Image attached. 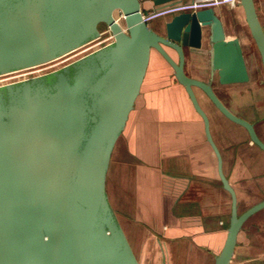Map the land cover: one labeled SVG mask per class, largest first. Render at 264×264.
I'll return each mask as SVG.
<instances>
[{"label": "water", "instance_id": "1", "mask_svg": "<svg viewBox=\"0 0 264 264\" xmlns=\"http://www.w3.org/2000/svg\"><path fill=\"white\" fill-rule=\"evenodd\" d=\"M149 1L160 7L181 0ZM143 2L0 0V75L77 50L102 35V24L113 33L110 42L60 66L0 84V264H140L109 199L106 180L153 51L172 67L201 117L219 178L231 196L226 237L214 264L231 263L243 224L264 208L263 197L238 211L209 115L195 92L201 89L264 150L254 123L233 112L213 85L216 75L222 84L250 80L240 38L227 37L214 5L173 12L159 32L145 20ZM238 3L264 70V28L255 1ZM205 28L207 80L185 70V47L201 48Z\"/></svg>", "mask_w": 264, "mask_h": 264}, {"label": "crops", "instance_id": "2", "mask_svg": "<svg viewBox=\"0 0 264 264\" xmlns=\"http://www.w3.org/2000/svg\"><path fill=\"white\" fill-rule=\"evenodd\" d=\"M254 1L264 28V0ZM143 4L151 6L149 0ZM226 35L238 36L243 45L240 35ZM202 47L185 49V70L208 79L201 76L210 73L206 53H199ZM201 56L200 67L196 64L203 63ZM235 84L243 83H220V88ZM214 89L233 109L215 85ZM195 92L199 98L197 88ZM220 114L216 124L215 115L208 113L211 132L240 201L239 194L250 186L245 177L255 174L254 161H248L249 150L254 149H238L236 123ZM177 175L183 176L182 181H176ZM106 187L140 264H214L226 237L231 196L219 178L203 121L169 65L148 66L135 107L113 149Z\"/></svg>", "mask_w": 264, "mask_h": 264}, {"label": "rangeland", "instance_id": "3", "mask_svg": "<svg viewBox=\"0 0 264 264\" xmlns=\"http://www.w3.org/2000/svg\"><path fill=\"white\" fill-rule=\"evenodd\" d=\"M215 6L220 17L223 20L226 34L240 35L244 40L243 45L245 48L247 64L250 72V80L244 82L243 84L226 85L223 86V89H221V86L217 82L215 76L213 85L216 86L217 90L222 92L228 104L240 115L252 120H258L260 128L258 129V132L262 137V132L264 136V70L260 54L254 40L251 37L249 27L245 20L244 10L238 3V0H219V2ZM166 18L167 17L165 16H159L149 22L159 32H163L164 30L162 26ZM100 29L104 32L107 29V26L102 24L100 26ZM102 35H107V32ZM203 43L204 46L199 53H206L207 64L205 63V67L208 68V28H205ZM84 48L85 47H81L58 59L40 64L36 67L0 75V84L17 78L41 73L60 66L63 63L82 55L85 52ZM202 60L203 63H200V60H198L196 65L201 67V65L204 64V59ZM150 65L159 67L163 65L167 66L168 64H166L163 58H161L155 51H153ZM201 76L207 78L208 74L207 72H205L204 74H201ZM197 93L199 95L198 99H200V102L206 112H210V114L215 115V123L218 124V121H220L223 116L201 89L197 88ZM236 125V128H233V130L235 134L238 135L237 138L239 139L240 144L238 149H254L249 150L250 153L248 161H254L255 174L254 176L245 177V181L249 182L250 186H247L248 188L246 187L244 191L239 194L240 201H238V211L242 212L264 197V152L259 150L260 148L255 146V144H249L248 141H250V139L247 135V132L243 127L241 128L238 126V124ZM251 156L254 158L252 159ZM258 171H261L260 174L258 173ZM182 178L183 176L177 175L176 181L178 180L180 182L182 181ZM174 181L175 180H173V184L175 183ZM171 184V182L168 183V185ZM231 264H264V208L256 212L249 220H247L243 224L238 236Z\"/></svg>", "mask_w": 264, "mask_h": 264}, {"label": "built area", "instance_id": "4", "mask_svg": "<svg viewBox=\"0 0 264 264\" xmlns=\"http://www.w3.org/2000/svg\"><path fill=\"white\" fill-rule=\"evenodd\" d=\"M219 2V0H181L180 2L176 4H168L165 6H160V7H152L150 6L149 8H144V18L147 22L151 21L152 19L159 17V16H165L169 15L173 12L180 11V10H188V9H197L200 7H206L209 5H216ZM122 13L117 12L116 18L119 20H122ZM107 35L103 36L101 35L99 38L94 40L93 42L83 46L84 48V53L95 49L98 46H101L105 43L110 42L113 39V33L110 30L109 27L102 33H106ZM83 53V54H84ZM16 72V71H15Z\"/></svg>", "mask_w": 264, "mask_h": 264}, {"label": "flooded vegetation", "instance_id": "5", "mask_svg": "<svg viewBox=\"0 0 264 264\" xmlns=\"http://www.w3.org/2000/svg\"><path fill=\"white\" fill-rule=\"evenodd\" d=\"M165 16H167V15H165ZM243 46V45H242ZM187 47H185V49H186ZM208 50V49H207ZM173 52H174V54H172V52H170L176 59H178V55H177V52L175 51V50H172ZM243 51H244V54H245V57H246V53H245V48H244V46H243ZM161 58H163L157 51H155ZM163 60L165 61V59L163 58ZM166 62V61H165ZM246 62H247V59H246ZM167 63V62H166ZM168 64V63H167ZM169 65V64H168ZM185 65H186V53H185ZM248 65V64H247ZM170 66V65H169ZM171 67V66H170ZM209 72H210V67H209ZM209 75H210V73H209ZM209 75H208V78H209ZM216 79H217V82L220 84V82L218 81V78H217V75H216ZM207 80V79H206ZM222 84V83H221ZM217 93V92H216ZM218 94V93H217ZM219 96V95H218ZM220 97V96H219ZM222 100V99H221ZM223 101V100H222ZM231 109V108H230ZM233 112H235L236 114H238V115H240L236 110H233V109H231ZM240 116H242V115H240ZM242 117H244V116H242ZM244 118H246V119H248L249 121H251V122H253L254 123V127H255V129H256V132L258 133V135L260 136V134H259V132H258V129H260L259 128V122H258V120H252V119H250V118H247V117H244ZM235 123V122H234ZM236 124H238V123H236ZM238 126L239 127H243V126H241L240 124H238ZM244 128V127H243ZM244 130L247 132V135H248V137H249V134H248V131L244 128ZM260 138L264 141V138L263 137H261L260 136ZM249 139H250V137H249ZM251 141V140H250ZM253 143V142H252ZM253 144H255V143H253ZM256 145V144H255ZM258 148H260L258 145H256ZM261 149V148H260Z\"/></svg>", "mask_w": 264, "mask_h": 264}, {"label": "trees", "instance_id": "6", "mask_svg": "<svg viewBox=\"0 0 264 264\" xmlns=\"http://www.w3.org/2000/svg\"><path fill=\"white\" fill-rule=\"evenodd\" d=\"M219 111V110H218ZM220 112V111H219ZM226 117V116H225Z\"/></svg>", "mask_w": 264, "mask_h": 264}]
</instances>
